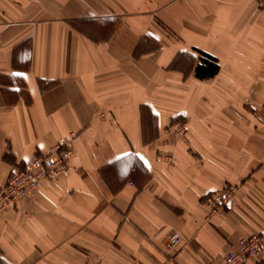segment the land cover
Listing matches in <instances>:
<instances>
[{"label": "crops", "instance_id": "1", "mask_svg": "<svg viewBox=\"0 0 264 264\" xmlns=\"http://www.w3.org/2000/svg\"><path fill=\"white\" fill-rule=\"evenodd\" d=\"M263 104L259 0H0V187L73 150L0 215V264H219L250 235L264 264Z\"/></svg>", "mask_w": 264, "mask_h": 264}, {"label": "built area", "instance_id": "2", "mask_svg": "<svg viewBox=\"0 0 264 264\" xmlns=\"http://www.w3.org/2000/svg\"><path fill=\"white\" fill-rule=\"evenodd\" d=\"M259 7L264 14V0H259ZM168 130L184 133L185 124L182 121H173L168 126ZM72 155L73 150L70 141L61 142L47 152L29 160L22 168L13 171L0 187V215L23 197L34 198L41 183L56 180L60 174L68 169V162ZM157 160L163 159L158 157ZM166 161L169 162L168 159ZM234 193V187L225 186L218 192L206 196L205 203L210 208V215L224 212ZM181 242V235L178 232H173L168 239L166 248L168 251L174 252ZM262 247L263 239L261 236H247L238 241L236 250L225 252L219 264H247L249 257L259 253ZM88 264H97V261Z\"/></svg>", "mask_w": 264, "mask_h": 264}, {"label": "trees", "instance_id": "3", "mask_svg": "<svg viewBox=\"0 0 264 264\" xmlns=\"http://www.w3.org/2000/svg\"><path fill=\"white\" fill-rule=\"evenodd\" d=\"M201 55H202L201 58L202 63L196 67L195 70L196 76L199 78H204V77L212 76L215 73H217L218 66L215 63H213L215 59L207 54L201 53Z\"/></svg>", "mask_w": 264, "mask_h": 264}]
</instances>
